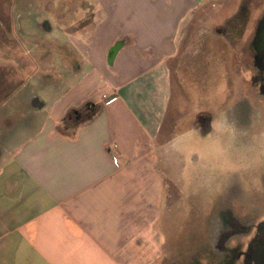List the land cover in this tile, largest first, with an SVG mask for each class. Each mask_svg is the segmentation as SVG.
Wrapping results in <instances>:
<instances>
[{
  "label": "crops",
  "instance_id": "crops-1",
  "mask_svg": "<svg viewBox=\"0 0 264 264\" xmlns=\"http://www.w3.org/2000/svg\"><path fill=\"white\" fill-rule=\"evenodd\" d=\"M210 2L89 4V21L61 43L72 72L45 76L46 97L28 94L15 109L26 116L0 136V264H142L161 246L176 207L167 162L185 137L172 65L184 26Z\"/></svg>",
  "mask_w": 264,
  "mask_h": 264
},
{
  "label": "rangeland",
  "instance_id": "rangeland-1",
  "mask_svg": "<svg viewBox=\"0 0 264 264\" xmlns=\"http://www.w3.org/2000/svg\"><path fill=\"white\" fill-rule=\"evenodd\" d=\"M217 1L195 15L180 36L171 70L172 107L178 104L183 110L176 117L185 137L176 164L167 162L178 174L166 176L168 183L177 182L168 187L166 199L176 207L172 222L163 223L161 246L148 249L140 257L142 264H232L237 252L246 251L250 226L264 220L259 216L264 207V91L253 84L259 72L253 40L264 0ZM89 4L95 6L97 0H0V122L6 125L0 136L26 116L15 109L29 107L28 94L46 97L41 86L45 76L56 83L72 72L61 43H71L75 22L89 21ZM15 90L18 97L6 102ZM201 111L215 117L206 137L185 122ZM246 114L253 121L237 127L235 120ZM15 118L19 120L11 121ZM239 209L242 217L258 219L243 220L240 237L226 239L219 249L221 235L236 226L231 218Z\"/></svg>",
  "mask_w": 264,
  "mask_h": 264
},
{
  "label": "flooded vegetation",
  "instance_id": "flooded-vegetation-1",
  "mask_svg": "<svg viewBox=\"0 0 264 264\" xmlns=\"http://www.w3.org/2000/svg\"><path fill=\"white\" fill-rule=\"evenodd\" d=\"M216 34H222L221 30L216 28ZM253 60L255 65L258 67L257 74L254 76L253 84L254 87L257 89L259 84L260 88L264 91V16L260 20L258 27L255 32L254 40H253ZM243 102H240L239 105H242ZM244 106V105H243ZM245 107H248L245 104ZM241 109V108H240ZM246 110V108H245ZM244 110V111H245ZM243 110L241 109V115ZM239 113V115H240ZM244 117V115H243ZM253 119H251V114H246L244 118H239L235 120V125L239 128L247 127ZM215 122V117L210 114L209 112H198L195 114L193 121L191 122V127L194 131L200 132L204 137L209 135L210 132L213 131V125ZM260 180L264 186V168L263 172L261 173ZM240 201V200H239ZM240 210V209H239ZM251 213V212H250ZM260 217H264V207L263 210L260 212ZM238 216H233L231 219L236 223V226L233 227L231 230L224 232L220 238H222V242L218 245V248L221 245H224L226 239H232L234 237H240L241 231L240 229L244 227L242 223L243 220H251V222H255L258 219L256 216V220L252 219L250 214H244V218L242 217L241 210L238 213ZM210 214L207 213L206 219L209 220ZM205 218V217H204ZM246 224V222H245ZM240 228V229H238ZM251 230L247 233L248 242L245 243L246 251L237 252L236 257L232 260V264H264V220L260 222V225L250 226ZM237 229V230H236ZM238 231V232H236ZM226 234V235H225ZM238 235V236H237ZM220 249V248H219ZM240 263H236V262Z\"/></svg>",
  "mask_w": 264,
  "mask_h": 264
},
{
  "label": "built area",
  "instance_id": "built-area-1",
  "mask_svg": "<svg viewBox=\"0 0 264 264\" xmlns=\"http://www.w3.org/2000/svg\"><path fill=\"white\" fill-rule=\"evenodd\" d=\"M105 98L107 99V98H109L108 96H105Z\"/></svg>",
  "mask_w": 264,
  "mask_h": 264
},
{
  "label": "trees",
  "instance_id": "trees-1",
  "mask_svg": "<svg viewBox=\"0 0 264 264\" xmlns=\"http://www.w3.org/2000/svg\"><path fill=\"white\" fill-rule=\"evenodd\" d=\"M10 94H8L7 96H9Z\"/></svg>",
  "mask_w": 264,
  "mask_h": 264
}]
</instances>
